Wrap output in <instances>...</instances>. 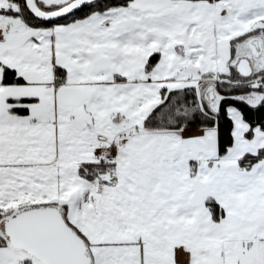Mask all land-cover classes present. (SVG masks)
Wrapping results in <instances>:
<instances>
[{
    "label": "snow or ice",
    "instance_id": "1",
    "mask_svg": "<svg viewBox=\"0 0 264 264\" xmlns=\"http://www.w3.org/2000/svg\"><path fill=\"white\" fill-rule=\"evenodd\" d=\"M0 264H264V0H0Z\"/></svg>",
    "mask_w": 264,
    "mask_h": 264
}]
</instances>
